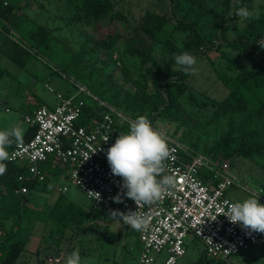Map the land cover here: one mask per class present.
<instances>
[{"label": "trees", "instance_id": "trees-1", "mask_svg": "<svg viewBox=\"0 0 264 264\" xmlns=\"http://www.w3.org/2000/svg\"><path fill=\"white\" fill-rule=\"evenodd\" d=\"M171 3L173 6L171 12L166 9L158 12L153 6L147 7L137 20H132V14L117 7L114 0H75L79 13L73 21L105 24L113 32L95 41L91 47L83 46L75 50L50 28L29 18L25 12L8 0H0L1 28L8 34L4 36L0 44V53L24 68L35 56L32 53L35 49L44 56H48L50 60H56L53 65L58 68V70L54 69L57 73L66 75V78L73 76L109 104L137 117L143 115L154 120L161 118L177 122L181 118L178 114L179 100L182 95L188 93L194 105L212 109L208 123L225 119L224 131L213 141L211 147L201 148L198 141L189 142L191 145L208 153L217 161L264 158V62L255 58L254 66L249 67L240 60L239 56L246 47H257L259 40L264 37V5H259L257 0H225V7L230 3L236 4L237 9L246 6L251 16L246 22L245 29L237 37L224 44H217L202 30L204 23L202 14L205 10L207 11L210 0L179 2L171 0ZM173 15L178 16L175 21L172 20ZM25 24L28 28L24 26ZM168 26L172 27V34L177 32L186 34L181 46L173 41H164L170 53L169 67L175 64L176 55L186 51L196 56L197 63L207 58L213 50L222 52L226 70L219 73V78L228 91L224 98L200 100L186 81L189 75L178 70L162 71L154 56V50L155 45L162 42L159 34ZM12 30L19 34L20 37L17 40L13 37ZM222 30L223 35L225 28L223 27ZM120 39H125L126 54L138 58L142 65L151 64L156 67L152 78L153 91L150 90L148 79L150 67L143 77L136 78L132 76L123 59H118L123 80L135 88L134 92L126 90L124 85L115 80L112 72L106 71L109 65L108 56ZM223 45L232 51H237V54L228 55ZM253 54L249 53V56L254 58ZM6 72V68L0 65V81ZM24 106L28 108V105ZM90 109L88 107L85 110V115L91 114ZM24 110L26 113L33 114L32 110ZM36 130L35 125L28 124L21 141L30 140ZM170 133L180 139L184 138L174 132ZM16 144L14 143L7 151H11ZM4 163L7 165V170L0 175V211L4 208L1 206L3 198L8 197L13 202L12 211L7 213V216L15 215L17 212L21 214L23 194L17 192L18 190L22 187H27L28 192L34 189L45 190L51 176L62 173L60 167H51V162H48L45 166L50 169V173L45 180H20L19 176L28 174L27 167L9 160ZM210 178L211 176H205L206 180ZM104 215L107 214L100 207H93L91 211H87L73 201H68L64 206H61V201H58L51 211V216L58 223L54 230L56 235L62 234L72 222L93 221ZM15 238V231H9L4 223H1L0 264H22L25 240ZM203 253L204 255L196 260V264H234L233 258L224 261L208 258L204 250Z\"/></svg>", "mask_w": 264, "mask_h": 264}, {"label": "rangeland", "instance_id": "rangeland-1", "mask_svg": "<svg viewBox=\"0 0 264 264\" xmlns=\"http://www.w3.org/2000/svg\"><path fill=\"white\" fill-rule=\"evenodd\" d=\"M15 7L25 12L29 18L50 28L58 37L67 41L75 50L83 46L91 47L95 41L105 38L109 33L113 34L105 24L90 22L83 23L73 21L79 13L75 6V0H8ZM117 7L128 11L132 20H137L147 7L155 8L158 12L166 9L172 10L171 0H114ZM181 1V0H174ZM225 0H210L207 11L202 16L204 23L202 30L209 39L215 43L224 44L239 35L246 27L249 19L236 15V4L230 3L224 6ZM259 5H264V0H257ZM178 16L180 13L178 12ZM178 16L173 15L172 20ZM251 16V15H250ZM226 22L225 24H223ZM26 28L28 26L24 25ZM225 34L222 35V28ZM26 31V30H25ZM23 33H26L23 31ZM172 27L168 26L159 34L162 41L155 45L154 56L160 64L163 72H175L179 66L176 63L169 67L170 53L164 41H173L181 46L186 37L185 33L177 32L172 34ZM8 35L1 28L0 37ZM264 41V37L259 43ZM125 39H120L111 50L108 56V68L114 74V78L124 85L126 90L135 91V88L123 80V73L120 69L119 58H122L128 66L133 77L140 78L148 74L150 90H154L152 78L156 67L151 64L142 65L140 60L124 52ZM225 45H223V48ZM230 56H235L237 51L229 47L225 49ZM222 52L213 50L207 58L202 59L194 66L196 71L189 75L187 82L194 89L200 100H220L227 95V89L219 78V73L226 70V63ZM249 53H254L252 58ZM240 60L249 67H253V59L264 62V47L258 44L255 48L246 47L239 53ZM43 57L46 61L43 60ZM56 62V60H54ZM54 61L42 53L33 56L28 65L19 67L11 59L0 54V65L6 68L7 72L0 81V103L8 101V112L0 107V113L11 120V125L24 128L25 111L22 108L26 94L34 91L37 99L46 104H55L56 95L49 91L46 84L51 85L56 91L64 92L68 88L76 92L71 80L57 73L53 68ZM59 63V62H58ZM35 96V95H34ZM86 98L85 95L79 94ZM178 114L180 120L172 122L170 119L157 118L156 123L164 132H174L184 137L188 142L198 141L199 147H211L213 141L224 131L225 119H218L213 123L207 120L212 109L199 108L194 105L185 93L179 100ZM184 135V136H183ZM231 170L243 181L245 187L238 185L228 190V197L236 202H242L249 197H258L259 202L264 204V158L255 157L252 160L236 158L228 161ZM68 186V191L62 193L59 187ZM61 201V206L68 201L77 205L93 209V203L75 184L62 172L59 175L51 176L47 189H34L23 197V208L21 214L7 216L12 211V199L6 197L1 201L3 210L0 211V224L9 231H15V239L25 240L26 255H30L29 264L37 261V253L40 262L46 261L47 257L69 256L73 251L78 250L81 257V264H137L139 250H137V235L127 229L119 218L107 214L102 218H96L87 222H72L62 234L56 235L57 221L51 216L53 206ZM52 232V234H51ZM186 254L179 260L178 264H196L199 256L204 255L203 243L193 235L187 237ZM47 243L48 246H45ZM49 249V250H48ZM39 250V252H37ZM65 257V259H66ZM65 259L59 264H65ZM234 264H264V246H252L250 249L240 252L233 258Z\"/></svg>", "mask_w": 264, "mask_h": 264}, {"label": "built area", "instance_id": "built-area-1", "mask_svg": "<svg viewBox=\"0 0 264 264\" xmlns=\"http://www.w3.org/2000/svg\"><path fill=\"white\" fill-rule=\"evenodd\" d=\"M11 33L16 40L20 37L14 30ZM32 53L39 54L35 49ZM69 79L76 92H59L46 84L55 93L56 103L40 105L33 114L25 115V122L37 127L36 133L30 140L17 143L8 159L27 167L28 174L19 176L20 180H45L50 173L45 164L51 162V167H60L93 206L106 214L138 210L147 219L141 230H132L120 219L138 237L137 264H178L186 254L189 235L203 243L208 258L224 261L252 246H264V233L233 224L222 215L236 202L228 197V190L235 185L245 187L230 169L231 164L217 161L189 142L162 131L152 118L148 119L153 128L164 135L171 150L164 174L174 177L175 184L159 200L138 208L125 195L122 177L112 174L106 156L108 148L120 133L129 131L137 116L109 104L73 76ZM88 107L91 114L85 115ZM206 175L211 178L206 180ZM68 189L59 187L62 193ZM17 192L26 194L28 190L22 187ZM94 193H99L100 199ZM117 196L121 202L113 199ZM60 260L59 256L50 257L49 264Z\"/></svg>", "mask_w": 264, "mask_h": 264}, {"label": "clouds", "instance_id": "clouds-1", "mask_svg": "<svg viewBox=\"0 0 264 264\" xmlns=\"http://www.w3.org/2000/svg\"><path fill=\"white\" fill-rule=\"evenodd\" d=\"M236 15L248 19L251 13L244 6L237 10ZM259 44L264 47V41ZM174 59L179 66L178 71L185 75L195 73L196 56L186 51L176 55ZM22 136V130L18 126L0 130V175L7 170L4 163L10 155L7 149L14 143H19ZM106 156L112 174L122 177L125 195L133 200L138 208L159 200L175 184L174 177L164 174L165 162L171 156L167 140L161 132L153 128L146 116L141 115L132 121L129 131L119 134L115 143L108 148ZM94 194L97 200L100 199L99 193ZM113 199L121 202L119 196ZM222 215L228 217L233 224L239 223L252 232L264 233V204L259 202L258 197H249L242 202L232 203ZM112 216L114 218L119 216V219L132 230L139 231L147 225V219L140 215L138 210L128 213L114 211ZM65 264H81L79 251H73L67 256Z\"/></svg>", "mask_w": 264, "mask_h": 264}, {"label": "crops", "instance_id": "crops-1", "mask_svg": "<svg viewBox=\"0 0 264 264\" xmlns=\"http://www.w3.org/2000/svg\"><path fill=\"white\" fill-rule=\"evenodd\" d=\"M3 38L0 37V44L2 42ZM1 54V53H0ZM2 55V54H1ZM4 56V55H3ZM6 57V56H5ZM28 65V64H27ZM64 92H72V90L70 88L67 89V91H64ZM35 95V96H34ZM43 104H46L44 101L42 100H38L37 99V96H36V93H34V91H32L31 93H27L26 94V100H24V103L22 104V108L23 110L26 109V110H32L34 112V110L40 106V105H43ZM24 105H28V108H25L26 106ZM51 105V104H50ZM0 107H2V110L3 108H5V110L8 112L7 109L8 108V101H5V102H2V104L0 103ZM25 111V110H24ZM25 115H28L29 113H24ZM11 120L8 119V117H6L5 115H3L2 113H0V129L1 130H5V129H10L12 127H14L15 125H11ZM27 123L25 125L24 128H20L22 130V133L24 134L25 133V130L27 128ZM25 194L22 195V201H23V197H24ZM94 207V206H93ZM85 210H88L89 208H85L83 207ZM138 238V237H137ZM45 246H48L47 243L45 244ZM26 249V247H25ZM139 249V242L137 241V250ZM49 250V249H48ZM65 253L63 252L61 256V260L60 262H58L57 264L61 263L66 256H64ZM37 261H35L34 264H43V262H40L39 258H38V253H37ZM50 257H54L52 255L48 256L47 259H46V262H44V264H49V258ZM58 257V256H56ZM31 260V257L30 255H26L25 253L22 254V258H21V261H22V264H29V261Z\"/></svg>", "mask_w": 264, "mask_h": 264}]
</instances>
